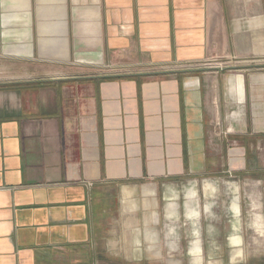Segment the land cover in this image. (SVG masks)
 Returning a JSON list of instances; mask_svg holds the SVG:
<instances>
[{
  "label": "crops",
  "instance_id": "crops-1",
  "mask_svg": "<svg viewBox=\"0 0 264 264\" xmlns=\"http://www.w3.org/2000/svg\"><path fill=\"white\" fill-rule=\"evenodd\" d=\"M0 61L41 74L0 81V264H200L244 244L237 181L264 166V9L0 0ZM170 65L183 69L158 71Z\"/></svg>",
  "mask_w": 264,
  "mask_h": 264
},
{
  "label": "rangeland",
  "instance_id": "rangeland-1",
  "mask_svg": "<svg viewBox=\"0 0 264 264\" xmlns=\"http://www.w3.org/2000/svg\"><path fill=\"white\" fill-rule=\"evenodd\" d=\"M236 3L239 12L243 11V9L249 5L252 8L253 14H256L259 10L264 9V0H232ZM249 1V3H248ZM193 64V63H188ZM179 65V64H178ZM170 65L168 68L159 69L158 71H171V70H180L183 69L181 67H171ZM181 66V65H180ZM10 65H8L4 61H0V81H8V80H22V79H29L32 77L41 76L36 74L35 71L29 70H13L9 69ZM34 72V73H33ZM86 73V72H84ZM32 76V77H31ZM237 171H243L239 167ZM259 173L253 174L251 176L246 174L239 175L237 181V186L241 185V192H240V200L242 203V214L240 209V202L239 198L237 197L233 203V209L236 212L237 216H240V223H241V234L244 236V244H242L243 238L239 234H235L231 237V241L235 245H239V247L234 246H223L224 249L227 250V258L224 261H211L207 262L204 261L200 264H264V166L259 168ZM232 168L231 172H226L222 174H233L235 175L237 172L233 171ZM241 173V172H240ZM238 172V174H240ZM223 176V175H222ZM206 177L209 181L204 180H197L196 188L199 190L200 194V204L201 208L204 211L205 206L207 204V198L204 196L205 192L207 191L205 188V184H213L212 180L218 179V177ZM220 179V178H219ZM232 179H234L232 177ZM196 181V180H195ZM194 181V182H195ZM209 187V186H208ZM213 186L209 187L212 191ZM209 190V191H210ZM187 197L191 198V200L197 197V191L194 188H189L187 192ZM209 201H213V198H210ZM232 199H229V204L231 203ZM208 209L210 206H207ZM224 209V208H223ZM225 213V210H222ZM191 214L199 215V210L197 208H193L190 210ZM224 213H222L221 217L224 220ZM205 221H210L208 216L204 214L202 218L203 224ZM173 220H167L165 222V226L170 224V226H175L176 224L173 223ZM168 230V229H167ZM191 252L193 254L198 255L200 252V246L198 242H194L191 248ZM198 262H201V259L195 258ZM162 264H198L197 262H183L179 263L177 261L165 262L163 261Z\"/></svg>",
  "mask_w": 264,
  "mask_h": 264
},
{
  "label": "bare ground",
  "instance_id": "bare-ground-1",
  "mask_svg": "<svg viewBox=\"0 0 264 264\" xmlns=\"http://www.w3.org/2000/svg\"><path fill=\"white\" fill-rule=\"evenodd\" d=\"M235 186V185H234Z\"/></svg>",
  "mask_w": 264,
  "mask_h": 264
}]
</instances>
